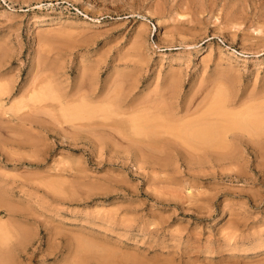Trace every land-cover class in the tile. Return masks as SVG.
I'll list each match as a JSON object with an SVG mask.
<instances>
[{
    "label": "rangeland",
    "instance_id": "obj_1",
    "mask_svg": "<svg viewBox=\"0 0 264 264\" xmlns=\"http://www.w3.org/2000/svg\"><path fill=\"white\" fill-rule=\"evenodd\" d=\"M1 84L0 264H264V0H0ZM118 84L173 91L186 120L225 104L236 150L133 153L128 132L177 130L94 134L56 109Z\"/></svg>",
    "mask_w": 264,
    "mask_h": 264
},
{
    "label": "bare ground",
    "instance_id": "obj_2",
    "mask_svg": "<svg viewBox=\"0 0 264 264\" xmlns=\"http://www.w3.org/2000/svg\"><path fill=\"white\" fill-rule=\"evenodd\" d=\"M95 85L97 87V84H95ZM95 85H93V86H95ZM164 85H162V89H163V87H167L169 84L167 83L165 86ZM55 86L53 84V87L57 88V86L56 87ZM90 86H91V84H90ZM93 86H92V88H95ZM122 86H120L118 84V87L116 85L115 86L116 88H112V89L108 88L109 86L106 87V88H108V89H106L108 91L107 92L105 91L107 93V95L105 94V96H104V93H103V96L101 93L99 94L100 91L97 94V90L96 91L93 89L91 90V88H90V90L86 89L84 92L79 91L80 93H78V91L76 89L79 90L80 88L76 87L75 91H77V93H78L77 95L76 94L74 95V93H75L74 91H72V94L70 92H67L66 88H65L64 91L66 93L64 91L61 92V90H59L61 92L60 95H59V93L56 95V97L59 98L58 104H60V105L59 106L55 105V106H56V109H57V107L58 108L61 107L63 114L68 116L66 121L70 120V122L71 121L75 122V120H78L79 123H75L77 125L79 124L78 127H80V125L82 126V128L84 126L90 127L88 129L89 133H90V129L93 128L95 130V132H93V129L91 130V132L94 134L95 133L98 134V133L103 132L102 131L103 129L101 130V132H99V131H98V133L96 132V127L98 125L100 126V124L104 125V127H107V125L112 126L113 130H114L115 128H120V127L126 126V124H127L126 122L131 123L133 126H136L137 124L139 125L140 123L144 122V125L146 127H148V126L152 127V126H158V125L160 126L161 125V126H167V128L170 129V131H171V129L177 130L175 133L173 132V135H171V133H170L171 136L170 135L156 136L157 135V134H155L156 132H150L149 129H145V131H142L139 129H136L135 131L133 130V132H130V134L128 132V135H129L128 137H130V139L128 138V140H131V141H129L130 144H131V142L133 143V144H131L132 147H133V145L135 146V145H138L139 143H142V145L146 144V146H147V144H149V146L151 145V146L168 147V148L170 146H171V148L173 146L174 147L176 146L175 149L178 148V146L179 147L181 146L187 151V153L190 152L188 154H191L193 156V158H196V159L198 158L199 160L200 159L201 160L207 159V157L209 158L210 152H211V157L213 156L212 154H214V157H213L214 159H215V157H217L218 159L219 158L221 159V157H224V158L227 157L229 159L228 155H230L229 154L230 152H229L228 147H230V148L232 147L231 149L236 150L237 146L233 147L231 145L233 144V142L240 139V138L236 139L237 133L239 131H235V132H237L236 134L234 131H232V129L233 130L235 129L234 127H236V125L233 122L231 123L230 118L227 117L228 113L226 114V111L223 108L225 106V104H224V106L219 105V108L217 106V109L221 110V111H219L220 112L219 113L218 110H216V108H215L216 105L213 104L214 105V107H213L212 104L210 103L211 105H210V107H208V109H209L208 111L210 113L207 112V114H205L206 113L205 112L204 114L198 116V118L196 117L195 119L186 120L185 119L186 116L182 117V118H180V117L177 118L178 113L176 111L179 110L178 109L179 107L182 110V108H181L182 106H183V108L186 106L184 108V109H186V111L190 110L188 108L189 104L186 101L184 103L185 106L183 104H181V102L179 103L176 100L177 96L174 94L173 91H172V94L170 93L171 95L167 94V92L165 94L162 93V95L164 94L163 98L166 97L167 95L168 96L170 95L172 97L171 99L173 100V102H174V100H176L178 103L174 102L175 103L174 104L171 99L169 101H166V99L168 100V97L166 99H160V98H162V95H161V97L158 98V101H156V99L155 100L147 99V100H142V101L141 100L139 101V99L138 100L136 99V101H138V102L135 104L134 103L135 101L133 103H132L133 100L131 101L133 96L131 97L130 100H127V102H126V99H124L125 97H123V95L121 94L122 92H123V94H125V93L127 94V92L131 90V88H130V90L127 88L128 89V91H127V89L123 86L124 89H126V91H127L124 93ZM130 86L133 87L136 85L134 84V85H130ZM1 87H5V86H3L1 84L0 89H1ZM47 87L49 89H53L50 85H48ZM156 87H155L154 91H153L154 88L153 89L150 88L149 94H147V95H150V91H152L153 94L154 93L160 94V92L164 90V89L161 90L160 87H158V88H156ZM39 88H40V90H42L41 87H39ZM45 88H43V90ZM134 88H133V90H134ZM167 88H169V87H167ZM58 89H61V88H57V90ZM97 89H98V87H97ZM171 90L172 89L170 87L169 91L171 92ZM109 91H111V92H109ZM165 91H163V92H165ZM101 92H104V90ZM126 94H125V96H126ZM130 94L131 93H129V95ZM96 96L99 98L98 99L95 98ZM174 96H176V98ZM218 97L216 96V98H218ZM2 98L3 97L0 95V102L3 101V100H1ZM57 98H56V100H57ZM126 98H128V96H126ZM150 98H151V96H150ZM159 99L163 100V101H160ZM214 99H215V97H214ZM221 99H224V98H221ZM218 100H219V98H218ZM122 101H124L125 103H127L128 105H131V106L134 104L135 109H133V110L136 112L139 110L140 111L144 110L143 115L138 114V113L135 114L133 111L131 114L128 113L130 115H129V117L127 116L126 119L118 117V118H111L112 119L111 121L106 120L109 117H111V114H115V115L117 114L118 115V114L124 113L126 111V109H127V108H125L126 105H125V103L123 104ZM167 102L168 103L170 102V103L168 104ZM228 103H230V102H228ZM122 104L125 105V107H123ZM1 105L2 104L0 103V106ZM53 105H54V103L51 104L50 102H47V104H45V106H47V107L53 106ZM45 106H42V105L40 106V104L32 106V104H31L29 107L34 108L33 110H35V109L40 110L41 107L44 108ZM131 106H130V108H132ZM32 108H31V110H32ZM123 108H125L123 110V112H120L121 109H123ZM203 108H205V107H203ZM19 109H20V107H19ZM44 109H47V108L45 107ZM225 109H226V107H225ZM58 110H60V108ZM146 110H148V111H146ZM210 110H212V111H210ZM213 110H216L214 112L217 115L213 113ZM128 111H129V109H128ZM212 114L215 116H212ZM120 115H122V114H120ZM124 115H127V112ZM230 115L232 116L233 114H230ZM28 116H30V114H28ZM96 116H98L99 119L98 118L94 119ZM187 116H188V113H187ZM28 120H30V119L28 118ZM251 125H252V123H251ZM97 130H98V128H97ZM162 133H164V132H162ZM159 134H160V132H159ZM238 135L241 137L242 134L241 135L238 134ZM238 141H236L237 145H238ZM235 144H233V145L235 146ZM140 146H141V144H140ZM135 147H133V149ZM137 147H139V146H137ZM143 147H144V145H143ZM135 150H137V149H134V151ZM177 150L179 151V148ZM150 151H152V150H150ZM136 152L137 151H135L133 153H136ZM232 153H234V152L233 151L231 152V155H232L231 158L235 157V156H233L234 154H232ZM139 154H140V152H139ZM139 154L137 153L136 155L139 157ZM192 156H191V159H192ZM151 158H152V156H151ZM188 158H189V156H188ZM202 158H204V159H202ZM146 160L150 161L149 159H146ZM154 163H157V161H155Z\"/></svg>",
    "mask_w": 264,
    "mask_h": 264
}]
</instances>
